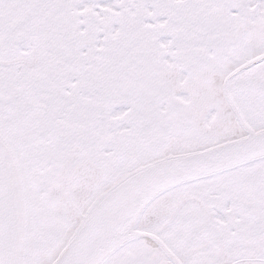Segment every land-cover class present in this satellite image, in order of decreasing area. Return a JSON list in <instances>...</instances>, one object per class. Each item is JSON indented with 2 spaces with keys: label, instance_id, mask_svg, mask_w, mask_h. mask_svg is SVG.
<instances>
[{
  "label": "snow or ice",
  "instance_id": "obj_1",
  "mask_svg": "<svg viewBox=\"0 0 264 264\" xmlns=\"http://www.w3.org/2000/svg\"><path fill=\"white\" fill-rule=\"evenodd\" d=\"M0 264H264V0H0Z\"/></svg>",
  "mask_w": 264,
  "mask_h": 264
}]
</instances>
